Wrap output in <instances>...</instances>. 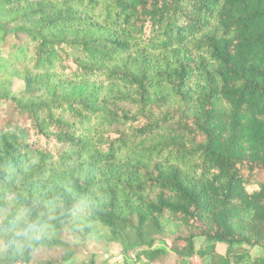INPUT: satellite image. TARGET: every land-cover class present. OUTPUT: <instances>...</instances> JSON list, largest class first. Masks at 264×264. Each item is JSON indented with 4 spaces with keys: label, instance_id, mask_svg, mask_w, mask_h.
<instances>
[{
    "label": "trees",
    "instance_id": "obj_1",
    "mask_svg": "<svg viewBox=\"0 0 264 264\" xmlns=\"http://www.w3.org/2000/svg\"><path fill=\"white\" fill-rule=\"evenodd\" d=\"M0 218V264H264V0H0Z\"/></svg>",
    "mask_w": 264,
    "mask_h": 264
},
{
    "label": "rangeland",
    "instance_id": "obj_2",
    "mask_svg": "<svg viewBox=\"0 0 264 264\" xmlns=\"http://www.w3.org/2000/svg\"><path fill=\"white\" fill-rule=\"evenodd\" d=\"M24 89V83L18 79H14L13 87L11 89L12 94H17ZM2 219L0 218V226ZM202 242L199 240L196 242V246L200 248ZM155 250L164 251L165 257L164 261H157L153 264H174V257L170 253L169 242H161L155 246ZM90 252H96L102 256V259L107 262V264H149L148 261L142 260L136 262V259L132 252L125 255L123 254V248L119 244H107L104 241H94L92 246L89 247ZM217 252L220 254H225L226 248L219 244L217 246ZM262 254L260 249H253L251 251L252 258H256ZM192 264H204L199 259L192 261Z\"/></svg>",
    "mask_w": 264,
    "mask_h": 264
}]
</instances>
